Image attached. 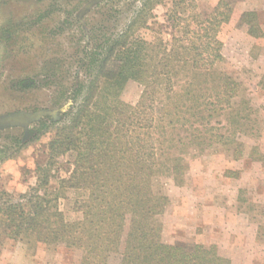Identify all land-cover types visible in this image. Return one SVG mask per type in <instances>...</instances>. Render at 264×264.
Segmentation results:
<instances>
[{
	"label": "trees",
	"instance_id": "obj_1",
	"mask_svg": "<svg viewBox=\"0 0 264 264\" xmlns=\"http://www.w3.org/2000/svg\"><path fill=\"white\" fill-rule=\"evenodd\" d=\"M165 1L143 0L126 30L95 53L87 82L78 79L74 95L78 104L66 114L71 113L67 120L42 119L22 134L24 138H13L12 153L0 150L1 174L2 165L18 151L46 134L51 136L47 162H36L33 186L14 199L0 184V246L23 240L32 247L63 246L78 252V260L72 264H110L112 259H117V264H233L214 243L163 241L159 217L168 198L153 186L155 177L165 171L177 184L183 183L188 170L184 158L190 146L201 154L211 147L215 151L233 144L227 155L233 160L242 158L241 143L233 137L245 131L243 121L248 119L235 109V99L244 89L236 76L218 68L225 61L218 33L229 21L232 8L219 0L210 13L202 14L196 0H169L170 38L165 40L159 31L147 41L139 35L140 28L147 27L148 12ZM239 20L250 37H264L257 12L243 11ZM180 72L186 78L184 94L167 87V100L158 98L162 80L166 86ZM129 80L142 85L135 105H114L104 113L94 112L99 94L107 91L114 97ZM260 86L264 88V77ZM205 92L211 93L206 96ZM215 116L225 117L232 125L231 137L225 132L213 133L223 127ZM0 121L9 122V114L1 115ZM179 131L191 132L178 135ZM67 153L74 154L73 170L58 185L62 190L86 192L75 201L74 208L82 216L73 222L66 221L60 211V197L49 191L50 172ZM256 159L262 161L264 155ZM232 171L225 177H239ZM263 219L261 206L254 221L256 239L264 243Z\"/></svg>",
	"mask_w": 264,
	"mask_h": 264
},
{
	"label": "rangeland",
	"instance_id": "obj_2",
	"mask_svg": "<svg viewBox=\"0 0 264 264\" xmlns=\"http://www.w3.org/2000/svg\"><path fill=\"white\" fill-rule=\"evenodd\" d=\"M224 1L232 13L218 33L225 59L218 68L236 76L244 89L235 99V109L248 119L243 121L245 131H238L233 137L241 143L242 158L233 160L227 155L235 147L233 144L215 151L211 147L201 154L190 146L184 158L188 170L183 183L177 184L165 171L155 177L153 186L168 198L165 212L159 217L163 241L214 243L233 264H264V243L256 239L258 228L254 221L259 207H264V159H256L259 154L264 155V88L257 80L264 75V39L249 37L239 20L245 10L264 11V0ZM142 2L0 0V116L9 114L10 118L9 122L0 121V150H13V138H24L40 120L60 122L75 110L78 79L83 84L87 82L93 72L91 60L95 53L126 30ZM196 2L202 14H208L219 0ZM170 8L171 3L166 0L148 12L147 27L140 28L139 35L149 41L160 31L165 40L170 38L173 29L166 15ZM185 81L184 72L172 76L166 86L162 80L158 98L167 100V87L176 94H184L181 91ZM141 91L139 82L129 80L114 97L107 95V91L99 94L94 112L104 113L114 105H135ZM208 100L212 101V97ZM214 119L223 127L213 133L225 132L231 137L232 125H228L226 118ZM190 132L179 131L178 135ZM50 137L42 136L2 165L0 184L14 199L35 184V165L37 160L47 162ZM73 161V153L59 158L49 180V191L60 197L58 207L68 222L81 218V212L74 208L75 201L86 196L84 190H62L58 185L60 179L70 176ZM229 170L238 172L239 177H225ZM2 246L0 264H72L78 260V252L67 251L63 246L32 247L26 240L7 241ZM117 262L112 259L110 264Z\"/></svg>",
	"mask_w": 264,
	"mask_h": 264
},
{
	"label": "crops",
	"instance_id": "obj_3",
	"mask_svg": "<svg viewBox=\"0 0 264 264\" xmlns=\"http://www.w3.org/2000/svg\"><path fill=\"white\" fill-rule=\"evenodd\" d=\"M245 11H255V10L248 9V10H245ZM241 12H242V11H241ZM255 12H257L258 19H259V23H260V27H261V29H262V32L264 33V11H263V10H261V11H257V10H256ZM249 37H250V36H249ZM251 38H252V37H251ZM253 39H254V38H253ZM260 39H264V37H262V38H260ZM257 77H258V76H256L255 79H256ZM262 77H264V75L261 76V77H258L257 80H258V81L261 80Z\"/></svg>",
	"mask_w": 264,
	"mask_h": 264
}]
</instances>
